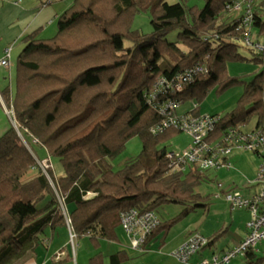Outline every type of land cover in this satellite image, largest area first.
Wrapping results in <instances>:
<instances>
[{
  "label": "trees",
  "instance_id": "trees-1",
  "mask_svg": "<svg viewBox=\"0 0 264 264\" xmlns=\"http://www.w3.org/2000/svg\"><path fill=\"white\" fill-rule=\"evenodd\" d=\"M234 1L205 0L203 7H189L185 1L73 0L59 15L54 35L40 37L36 31L23 37L15 89L8 86L2 92L13 119L0 136V264H23L42 243V233L67 225L63 206L76 236L89 237L97 249L89 264H106L102 240L119 239L124 211H155L166 204L184 207L149 235L145 251L133 249L145 253L162 228L208 208L210 197L195 191L208 171L170 167V151L162 144L180 131H150L160 115L147 92L158 76L202 64L205 71L175 97L200 105L213 87L223 93L242 84L236 107L221 117L215 136L228 126L248 124L253 115L256 128H264V70L246 82L227 69L229 62L246 58L237 41L242 39L238 14L227 9ZM257 5L255 0L252 30L264 40V13ZM140 12L150 14V33L132 30ZM173 29L178 39L169 42L166 37ZM253 60L262 63V54L254 52ZM21 134L45 153L39 157L34 150L40 162L44 157L52 162L47 173ZM135 135L141 139V153L115 170L112 159ZM53 158L63 168L59 176ZM36 167L38 174L23 181ZM89 191L96 195L86 199ZM214 243L208 239V246ZM130 259L126 250H119L107 261L124 264ZM243 259L244 264H264L256 250Z\"/></svg>",
  "mask_w": 264,
  "mask_h": 264
},
{
  "label": "rangeland",
  "instance_id": "rangeland-1",
  "mask_svg": "<svg viewBox=\"0 0 264 264\" xmlns=\"http://www.w3.org/2000/svg\"><path fill=\"white\" fill-rule=\"evenodd\" d=\"M166 1L171 4L178 1H185L189 7L195 5L203 7L205 5V0ZM256 2L258 4V8H260L264 13V9L262 8L264 7V0H256ZM55 28L56 30L55 32H53V34L45 37L47 38L54 35L57 31V25H55ZM132 30L139 31L141 33H150L153 30L150 14L148 12L138 13L132 24ZM166 38L169 42L177 41L178 30H171L167 34ZM251 38L255 42L258 40L263 41V39L258 35L255 29L253 30ZM237 41L241 43V46L239 47L240 53L243 54L246 58L240 61L229 62L227 65L228 73L230 76H240L244 79V81L249 82L256 73L264 70V64L257 63L253 60L254 52H258L256 48L248 47L242 39ZM129 45H131V43L129 41H126V46ZM252 50H254V52ZM12 53L13 57H15V49L12 51ZM15 59L16 58H14V60ZM11 66V78L8 69H6L5 67L0 68V92H3L4 89L8 86L12 90L15 89L16 64L12 65V58ZM243 91L244 86L242 84L234 86L223 93H218L217 88L213 87L212 89H210L205 99L200 103V107L198 108L197 113H200L202 115L221 114L223 116L236 107L237 101L242 95ZM1 94L0 136L7 129H9V127H11L13 119V117H10L12 116L9 110L10 108L5 102L3 95ZM196 103L198 102H196L195 100H188L181 105L178 111L182 112L192 110ZM256 124L257 116L253 115L247 124V128L245 129L247 131H251L256 127ZM21 138L27 148L30 149L31 152H33L37 159H39V168L43 169L39 157H42L43 155H45V153L42 152L40 148L37 149L35 145L30 141H27V139L22 134ZM33 142L36 143L37 140L34 139ZM190 143V135L185 132H180L163 143L162 146H166L167 149L172 152L181 151L188 147ZM34 150L39 157L35 154ZM141 151L142 142L140 137L138 135L131 137L126 144V148L117 157L112 159L113 168L115 170L123 168L127 162L137 157L141 153ZM244 152L252 153L253 157L256 156V154L251 151L247 150ZM255 158H257L258 160V168L259 164L261 163V159L257 156ZM235 160L238 162L236 163L233 160V162L236 164L233 171H225L226 173L221 176L220 174H216V170H208V176L206 177V179L195 187L196 192L210 197L208 201V208L206 210L205 208H201L195 211H191L186 217L173 224L168 229L162 228V230L158 233L156 239L151 243L149 251L145 253H137L133 249H131L129 247L130 242H128V235L121 227L118 231V234L123 240V244L125 246L121 243H118L117 240H102L101 250H103L104 254L106 255V264H109V261H107L109 260V255L119 250H126L131 257V259L124 264H182L180 263V260L172 255V253L178 246L182 244L185 238H188L191 234L194 233H200L207 237L209 240L214 239L215 243L204 248L199 254L194 255L192 258L193 260L198 259V261H200L202 258H211L213 253H222L239 245V241L243 236V233L246 231V222L251 218V212L248 213V211L244 208H242L244 210L231 208L230 203L226 200V197L222 192L227 188L226 185L223 184L222 180L228 182L231 177H238V185L236 189L241 191L242 193H246V191L251 189L249 187H244L246 185V182L242 174H246L243 170H247L249 172L250 167L245 162H240V159L238 158ZM49 162L52 163L50 160ZM53 166L54 172L57 176L63 174V168L56 158H53ZM50 167H52V164L49 165V168ZM38 171V167L29 170L28 173L23 176L22 180L27 181L28 179L36 176L38 174ZM49 179L50 181H52L51 175H49ZM245 179L247 182L250 181L248 180L249 177H246ZM256 179L257 173L255 174L254 179L251 181H253L254 184H257ZM219 183H222L224 186L219 187ZM53 186L55 188L54 184ZM253 187H257V185ZM69 208H72V206H69ZM183 208L184 207L179 204H166L156 208L155 212L161 219L163 224H165V222H168L171 218L181 213ZM41 236L42 243H40V245L37 247L35 254L32 253V255H30V257H28V259L23 264H45L46 262L44 260H47V258H49L52 255L53 251L58 247H64L63 249H66V253L68 252V255H66V257L69 256V258L65 261L57 262L56 264H89V258L97 251V249L94 247L93 243L87 236H77L74 242H72L71 234L66 225L58 227L54 232L50 228H48L44 233L41 234ZM256 253L259 258H264V241H260L257 244ZM51 264L54 263L51 262ZM229 264H244V259L241 256H237L236 258H233Z\"/></svg>",
  "mask_w": 264,
  "mask_h": 264
},
{
  "label": "built area",
  "instance_id": "built-area-1",
  "mask_svg": "<svg viewBox=\"0 0 264 264\" xmlns=\"http://www.w3.org/2000/svg\"><path fill=\"white\" fill-rule=\"evenodd\" d=\"M255 0H235L227 6L230 12L238 16L237 30L242 33V40L251 48H256L264 58V40L253 41L252 24L254 18ZM10 50H6L4 57L0 58V66L10 67ZM264 64V59L263 62ZM205 66L197 64L189 69L176 72L172 76L160 75L153 86L147 92L148 102L159 113L160 120L151 127L155 135L170 129L185 132L191 137V143L181 151H170V167L173 170L188 171L200 169L204 171L233 168L229 156L234 150H248L255 153L261 163L258 166L257 192L253 196H245L237 189L226 190V200L232 209L247 208L251 212V218L247 223L248 234L235 248L223 253H213L211 258H202L194 264H229L237 256L245 257L249 250H256L260 241H264V128H256L247 131L242 124L228 126L221 136H215L221 115L196 114L193 111L199 108L196 103L192 110L179 112L184 103L175 97L177 92L182 91L186 85L192 82L198 72L205 71ZM10 113L12 112L11 109ZM41 166L47 173L51 163L48 158L41 160ZM219 184V187H222ZM96 194L89 191L85 198H92ZM61 201V198H60ZM62 203V201H61ZM63 205V203H62ZM66 214V223L70 230L71 240L74 242L76 234L71 226L68 211L63 206ZM121 224L129 235L130 246L137 251H145L146 240L149 235L161 224V220L155 211H141L131 209L121 213ZM208 246V238L196 233L174 250L173 255L183 263H191L193 255L199 254ZM66 250L59 253L61 257Z\"/></svg>",
  "mask_w": 264,
  "mask_h": 264
},
{
  "label": "crops",
  "instance_id": "crops-1",
  "mask_svg": "<svg viewBox=\"0 0 264 264\" xmlns=\"http://www.w3.org/2000/svg\"><path fill=\"white\" fill-rule=\"evenodd\" d=\"M72 1L73 0H51L48 3L42 5L41 0H0V58L5 56L7 49H11L10 50V54H11L10 55V67L6 68L9 70L10 78H11V72H12L11 71L12 70L11 58H12V65L16 64L19 53L21 52V50L24 47V43L22 41L23 37H25L26 35H29L33 32H36V31L39 32L40 37L50 36L51 34H53V32H55V30H56L55 25H57L56 22H57L59 15L62 12H64L70 6ZM14 47H16V48H14ZM14 49H15V53H14L15 57H13V53H12V51ZM14 58H16V59L14 60ZM1 67H3V66H0V68ZM1 92H0V94H1ZM218 115H221V114H218ZM243 126H244V128H247V124L243 125ZM254 129H256V127ZM244 151H246V150H235L229 156L230 161L233 163V168L230 170L223 169V168L216 170V174L217 175L220 174L221 176H223L226 172L233 171V169L236 166V164L233 162V160L237 163L238 161L235 160L237 158L240 159V162H245L247 165H249L250 171L248 172L247 170H243L246 173L244 175L242 174V176L246 182V185L244 187H249L251 190H248V191H246V193H243V194L245 196L250 197V196H253V194L255 192H257V190H258L257 187H253V186H256L255 185L256 183L254 184L253 181H251L254 179L255 174L256 173L258 174V168H257L258 160H257V158H255L257 155L255 157H253L252 153L244 152ZM246 177H249L248 180H250V181L247 182L245 179ZM237 179H238V177L233 176L228 180V182L225 180H222L223 184L226 185V187H227L225 189V191L226 190L228 191L231 189H236L237 185H238ZM219 184H222V183H219ZM252 184H254V185H252ZM244 209L247 210L248 213H250L249 209H246V208H244ZM244 209H242V210H244ZM248 222H249V220L246 222V231L243 233V236L241 237L239 243L247 235V223ZM66 226L68 227V225H66ZM119 229L120 228H118V230H117V234H118ZM53 236H54V233H53ZM118 237H119V239L117 240V242L123 244V240L121 239L119 234H118ZM155 239H156V237H155ZM187 239L188 238H185L181 245H183L187 241ZM151 243L148 246V251L150 250ZM49 244H48V246H49ZM180 246H178L177 248H179ZM129 247H130V245H129ZM63 248L64 247H60V248L58 247L57 249H55L53 251L52 255L49 258H47L48 263H47V260H44L46 262L45 264H49V263L51 264V262L56 264L57 262H62V261L67 260L69 258V256L66 257V255H68V252L65 253L64 255H62L61 257H58L59 253L66 250ZM38 255H37V257H38ZM172 255H173V253H172ZM37 257H36V259H37ZM196 262H199L198 259L191 260V263H185V264H194ZM180 263L184 264L183 262H180Z\"/></svg>",
  "mask_w": 264,
  "mask_h": 264
},
{
  "label": "clouds",
  "instance_id": "clouds-1",
  "mask_svg": "<svg viewBox=\"0 0 264 264\" xmlns=\"http://www.w3.org/2000/svg\"><path fill=\"white\" fill-rule=\"evenodd\" d=\"M200 106V105H199ZM196 114H199V113H197V112H195Z\"/></svg>",
  "mask_w": 264,
  "mask_h": 264
}]
</instances>
